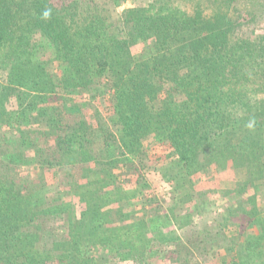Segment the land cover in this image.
<instances>
[{"label": "trees", "instance_id": "16d2710c", "mask_svg": "<svg viewBox=\"0 0 264 264\" xmlns=\"http://www.w3.org/2000/svg\"><path fill=\"white\" fill-rule=\"evenodd\" d=\"M250 4L0 0V264H264Z\"/></svg>", "mask_w": 264, "mask_h": 264}, {"label": "rangeland", "instance_id": "374dc122", "mask_svg": "<svg viewBox=\"0 0 264 264\" xmlns=\"http://www.w3.org/2000/svg\"><path fill=\"white\" fill-rule=\"evenodd\" d=\"M256 1H260V2H262V3H264V0H256ZM250 9L251 10H254L255 12H257L258 13V11L263 15V20H262V23H259L258 25H257V33H259V32H264V6L262 7V8H260V7H254L252 4H250ZM121 9H123V7L121 8ZM238 17V15L236 14V13H232L231 15H230V18H232V19H234V18H237ZM3 74H0V80H3ZM154 149V148H153ZM159 151H161V148H160V150ZM164 151L162 150V153H163ZM118 154V156L120 155V153H119V150L117 149L116 150V155ZM31 173L33 172L32 170L30 171ZM227 174L226 175H219V176H226L227 177V179H228V181H234L235 180V178H236V172L233 170V169H231V170H228V172H226ZM218 176V177H219ZM61 178H62V176L60 177H57V180H58V184L60 183V180H61ZM66 178H67V176H66ZM93 178H94V174H92V177H91V179H90V181H92L93 180ZM161 175L160 174H158V175H148L147 176V179H148V181H147V185H148V188H151V189H153L156 193H159V190H160V188L159 187H161ZM68 180V179H67ZM206 180H208L207 178H205V181ZM98 181V180H97ZM106 184H108V183H105V182H101L100 181V183H98V185L96 184V185H94L93 186V189H99L98 191H100V192H103V191H105V190H107V185ZM57 188H59L60 189V195H58L57 196V191H56V196L57 197H60V199H62L63 201H67V202H70V203H72V204H74L75 202H78V199L74 196V195H71V196H69L68 194H67V192H68V188H67V186L64 184V182L62 183V185H57ZM87 189H91V187H87ZM54 191V190H53ZM84 191V190H83ZM112 191H114V190H112ZM128 193H130L131 194V196L133 197V191H130V190H128L127 191ZM219 193V192H218ZM218 193H216V194H214V195H211V197H209L208 198V202H210L211 204H215V206H214V210H213V206H212V212H209L208 214H206V216H202L201 218H200V220H198L196 223H197V225L198 226H202V225H204L207 221H208V219H210V220H212V219H216L217 218V214H220V212H217V214L215 213L216 211H215V208L217 209V208H219L220 207V210H221V206L222 205H225V203L223 202V201H221V196L218 194ZM52 196V195H51ZM159 196H161L162 197V193L160 192L159 193ZM222 200H223V198H222ZM75 205V204H74ZM263 207H264V204H263ZM176 226V225H175ZM180 223H178L177 224V226H176V228L178 229V230H180ZM142 232V231H141ZM144 233H146V232H142V237H145V234ZM141 235V234H140ZM142 237H139L140 239H142ZM136 244H137V246H138V244H139V240L137 239V241H136ZM88 249H89V247H87V248H81V250H82V252H86V251H88Z\"/></svg>", "mask_w": 264, "mask_h": 264}, {"label": "clouds", "instance_id": "9594fccd", "mask_svg": "<svg viewBox=\"0 0 264 264\" xmlns=\"http://www.w3.org/2000/svg\"><path fill=\"white\" fill-rule=\"evenodd\" d=\"M43 15H44L45 18H47V17L50 15V12H49V11H45V12L43 13ZM252 126H253L252 124L249 125L250 128H251Z\"/></svg>", "mask_w": 264, "mask_h": 264}]
</instances>
